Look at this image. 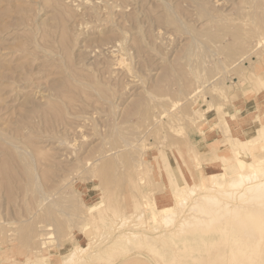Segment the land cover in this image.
<instances>
[{"label": "rangeland", "instance_id": "rangeland-1", "mask_svg": "<svg viewBox=\"0 0 264 264\" xmlns=\"http://www.w3.org/2000/svg\"><path fill=\"white\" fill-rule=\"evenodd\" d=\"M196 30L213 35L203 41L218 43L207 56L218 64L206 57L208 75L177 77ZM256 137L247 152L242 142ZM15 143L31 164L7 160ZM263 146L264 0H0V264H168L153 239L93 256L141 221L164 237L160 222L182 195L174 183L208 184L232 157L259 158ZM223 235L201 256L227 250ZM83 249L85 262L68 261Z\"/></svg>", "mask_w": 264, "mask_h": 264}, {"label": "bare ground", "instance_id": "bare-ground-1", "mask_svg": "<svg viewBox=\"0 0 264 264\" xmlns=\"http://www.w3.org/2000/svg\"><path fill=\"white\" fill-rule=\"evenodd\" d=\"M197 2H200V1H197ZM240 2L236 1L237 4ZM259 14H261V12ZM206 34L208 33L204 32V34H202V32L200 31L199 32L197 30L195 31L192 42L188 46V50H189L188 58L192 60V62L189 64L190 66L188 65L189 67L187 66L185 67L182 66L184 68H182L181 66H179V68L177 67L178 70L175 69L177 77H181L185 75L186 72L188 73V70L186 71V69L190 70L189 71L190 76L191 74L198 75V74H203V72L205 71L207 72L211 67L209 66L210 68H208L206 63H205L206 64L205 66L204 62L206 60L210 61L211 58L213 62L215 61L214 62L215 64H218L217 59L216 60L215 58L213 59L214 57L213 54H215L214 51H211V49H213L211 47H215L214 49H216V46L218 44L216 42L218 41L213 42V44H211V45H214L216 43L215 44L216 46L214 45V46L209 47L210 46L209 38H208L209 42H204L203 38L210 37L211 34L210 33H209L210 35L209 34L206 35ZM212 37L213 35L210 37L211 41H213V39H211ZM204 40L207 41V39H204ZM206 43H208L209 45ZM197 55L198 57L200 56L202 62H199V61L196 62L195 60L192 59V56L194 58V56L197 57ZM210 55H212L213 57L211 56V58H208L207 56L210 57ZM219 55L220 53L218 54V56ZM197 58H194V59L200 60V58L199 59ZM119 60H122V59L119 58ZM218 61L221 62L219 59ZM214 63L212 66L211 61L209 62L212 68L215 66ZM216 67L218 66L216 65ZM212 68H211V72L214 69ZM209 72L210 70L207 72V75ZM200 76L203 77V75H200ZM205 77H207L206 74L204 75V78ZM179 80L180 79H178V81ZM128 106L125 107V112L128 109ZM123 108L124 107H122V109ZM70 118L72 117H69L67 119L69 120ZM76 119L77 118H75L74 120ZM71 120L73 121V118ZM73 124L71 125L70 123L69 125L70 128L72 127L71 128L72 130L74 127ZM64 126L68 127V125H64ZM65 129L63 127V130H64L63 133L66 131ZM69 130L70 129L68 128L66 131L67 134ZM257 138L258 137L242 142L244 146L246 145L249 147V149H247V152L249 151V152L254 153L255 149L258 146ZM122 142L126 146L130 145L131 142L134 143V141H130L129 137L124 138ZM66 143H67V140H66ZM115 145H118V144H115ZM76 147H78V145ZM76 147L75 149L77 150ZM15 148H17L20 151V152L18 151L19 154L16 155V153L7 152L6 158L8 161H18V162L27 161L29 164H31L35 160V159L33 160L32 154L26 151L25 148H21L16 143H15ZM257 155L259 156V153ZM67 156L69 159V153ZM60 157H62V155ZM66 157L64 159H66ZM86 158L90 159V157H86ZM113 158H115V156ZM49 161H51V159ZM107 161L109 163L114 164V160L112 158H110V160L108 159ZM54 163L55 162H53V164ZM115 167L117 166L115 165ZM223 167H225L224 172L209 175L210 182L208 184L207 183H197V186L196 184H192L193 186L191 185L190 187H185L181 191V187H179L181 185L178 183H174L175 187H173L172 191L175 194H179V195L182 194V195L180 196L177 202L179 204L178 206L179 209L174 210V208H172V210H168L170 212L165 214V219L163 220L165 223L164 222L162 223V220L160 222V226L162 227L164 226V228H166L165 230L166 233L164 237L162 236V237L157 238L154 235L153 236L150 235L149 234L150 232L147 233L146 230L147 231L154 230L156 229V226L151 225V223H148L146 220L144 222L141 221L138 224L136 223L132 225L136 227L137 230L133 231L131 229V230H127V231L124 230L123 232H120L117 235V237L111 241L108 247L103 248L99 252H95L93 257L98 258L102 256H107L110 252L112 253L113 250L115 251L118 247L126 246L127 244H129L128 249L126 248L124 250L127 253L131 251L132 249H134L135 247H137L138 244L136 243L140 241H147V240L149 241V239H153L155 244L157 245L161 244L163 245L161 248H165V261H167L168 264H170L171 262H174V258L170 259L171 254L179 255L181 259L188 260L189 262H192V263L209 264L211 262L212 257L219 258V257L224 256L225 253L229 255L228 259L230 260L231 264H262V262L260 261H262L264 258V154H262L259 158L256 157L250 161H247L241 157H237V158L232 157V159H230V163L227 162V164ZM26 169H28V167H26ZM88 172L90 171L88 170ZM30 178H32L33 182L36 184L35 190L39 192V197L41 196L40 199L43 200V198L46 197V195L51 196V194L48 195L49 193L46 194L44 192L45 188L39 186V183H37L39 180L35 178V174L31 173ZM104 182L106 183L108 182V180ZM198 186H201V189ZM177 191H180V192L177 193ZM48 198L46 197V199ZM57 199L60 200V198L57 197L55 199V202L52 201L50 203L54 202L53 205L55 203L57 204ZM50 203L48 204L51 205ZM62 208H64V205H62ZM183 208L185 209L183 210ZM54 210L55 208L54 209L52 208V211ZM56 210L58 209L56 208ZM48 211H51V210L48 209ZM60 211H62V209H60ZM62 212H65V211H62ZM181 212L183 213L181 214L180 217H178V214ZM62 214H59V215H62ZM65 217L67 216H64V218L63 217L62 218L66 219ZM63 219H60V221L61 220L63 221ZM121 220H122V226L127 225L131 222V220H128V218L126 217H124ZM113 223L114 222H112V226H113ZM61 224L63 225V223ZM223 233H225V236L223 235ZM218 235H223L225 238H227L228 236V240H229L228 249L224 250V246H222L221 248H214L212 250V256L209 253L208 258L202 257L201 251L206 250L205 245L207 244V242L215 241ZM46 239L47 238L43 240L41 246H45L47 244ZM171 243L177 245L176 251H173L172 249L169 248V244ZM83 252H84V249L80 251H77V250L72 251L69 254L68 261H73V260L78 259L79 263L85 262Z\"/></svg>", "mask_w": 264, "mask_h": 264}]
</instances>
